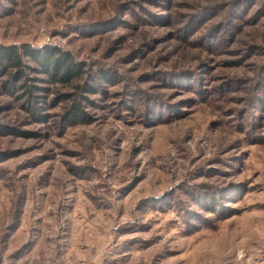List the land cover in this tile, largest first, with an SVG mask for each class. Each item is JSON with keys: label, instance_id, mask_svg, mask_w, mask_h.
Returning a JSON list of instances; mask_svg holds the SVG:
<instances>
[{"label": "rangeland", "instance_id": "374dc122", "mask_svg": "<svg viewBox=\"0 0 264 264\" xmlns=\"http://www.w3.org/2000/svg\"><path fill=\"white\" fill-rule=\"evenodd\" d=\"M0 48V264H264V0H0Z\"/></svg>", "mask_w": 264, "mask_h": 264}, {"label": "trees", "instance_id": "16d2710c", "mask_svg": "<svg viewBox=\"0 0 264 264\" xmlns=\"http://www.w3.org/2000/svg\"><path fill=\"white\" fill-rule=\"evenodd\" d=\"M24 51L32 57V61L39 64L42 68L41 71L49 75L52 81L59 80L66 83L81 75V65L71 62L68 54L66 53L46 51L45 54L40 56L38 52H31L26 48H24ZM4 64H8L10 68L17 70L11 76L12 79L14 78L18 81L21 77L23 65L21 57L15 48H0V67H3ZM28 110L35 119L40 116L39 109H35V111H31V109ZM67 122L71 125L87 122V118L78 104L72 105L71 110L68 112Z\"/></svg>", "mask_w": 264, "mask_h": 264}]
</instances>
